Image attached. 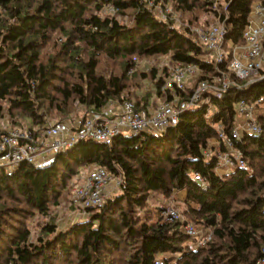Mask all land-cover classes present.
<instances>
[{
  "label": "trees",
  "instance_id": "1",
  "mask_svg": "<svg viewBox=\"0 0 264 264\" xmlns=\"http://www.w3.org/2000/svg\"><path fill=\"white\" fill-rule=\"evenodd\" d=\"M149 1L0 0V120L11 127L41 126L51 116L73 120L115 99L146 107L152 102L141 92L146 79L158 100H170L169 90L161 92L166 71L156 78V68L134 69L133 58L167 54L173 63L196 65L195 80L176 90L180 98L200 81L219 85L223 74L234 80L220 98L211 94L208 104L185 110L164 133L118 134L110 144L84 140L58 153L51 166L0 168V264H255L263 255L264 107L256 106L260 134L234 140L244 166L217 174L215 152L225 147L208 144L218 125L230 134L236 102L264 96V79H235L227 59L214 62L189 30L223 22L224 46L241 44L256 0ZM108 4L112 13L104 11ZM165 5L185 25L170 15L162 19ZM88 163L119 178L117 193L62 229L48 218L51 207L67 202L71 177ZM174 191H184L183 221H165L161 206L152 220L148 196ZM38 213L47 219L36 230L27 227ZM185 222L211 231V240L188 249L193 239L181 231Z\"/></svg>",
  "mask_w": 264,
  "mask_h": 264
},
{
  "label": "built area",
  "instance_id": "2",
  "mask_svg": "<svg viewBox=\"0 0 264 264\" xmlns=\"http://www.w3.org/2000/svg\"><path fill=\"white\" fill-rule=\"evenodd\" d=\"M149 5H153L152 2L149 1ZM106 7L110 13L114 11L109 4ZM249 12L241 44L227 42V47L224 46L226 29L223 22L208 26L196 39L217 64L227 59L226 68L235 79L253 82L264 79V2L260 0L252 2ZM160 16L164 20L168 17L163 13ZM161 61L167 73L161 92L169 90L172 95L170 100L159 101L155 106L146 107L142 103L136 106L132 100H109L99 111L86 112L73 120L68 118L51 122L46 120L44 124L35 128L8 129L0 134V168L10 171L21 162L31 164L35 168L48 167L53 164L58 153L72 148L80 141L92 140L110 144L116 135H127L126 131H130L131 134L164 133L167 126H173L178 122L182 112L208 104L211 94L220 98L222 92L234 84V80L223 74L219 85L203 80L198 82L189 96L180 98L176 95V90H184L185 77L192 75L196 65L173 63L167 54L162 55ZM205 94L207 95L204 96ZM259 105L264 107V96H260L251 104L244 100L236 102L235 115L240 116L242 121H238L235 116V126L230 134H225L222 126L218 125L217 137L212 138V143L208 144L210 147L220 144L225 147V150L215 152L216 170L223 167L225 172H229L235 166H244L242 153L234 147V140H239L244 133L260 134L261 127L252 115L254 107ZM203 153L207 157L210 156L208 149ZM85 168L79 179L71 186V201L76 209L83 211L82 215L76 217L78 219L86 217V208L102 205L111 196L108 188L111 174L95 163H88ZM194 178L203 182L200 174H195ZM119 185L120 180L117 177L111 188L118 190ZM262 212L264 213V205ZM160 213L165 221H183L182 215L174 207L162 208ZM200 230L189 222L183 224L181 231L193 239L187 242L188 249L210 241L211 231L202 234ZM262 252L263 255L255 264H264V249Z\"/></svg>",
  "mask_w": 264,
  "mask_h": 264
},
{
  "label": "rangeland",
  "instance_id": "3",
  "mask_svg": "<svg viewBox=\"0 0 264 264\" xmlns=\"http://www.w3.org/2000/svg\"><path fill=\"white\" fill-rule=\"evenodd\" d=\"M150 2H153V0L150 1ZM104 11L105 12L108 11L107 13H109V10H108L107 7L104 8ZM162 13L165 14V15H170V18H172L176 24L185 25V23L182 22L181 18H179V15L175 14L172 11V9H171V7L169 5H165L164 7L160 8L158 14L160 15ZM217 23L218 22H215V23L213 22V23H210L208 26H210L212 24H217ZM208 26L207 27H202L201 25L198 26V27L192 26V27H190L189 30H191L193 32V36H195L197 38V35L199 33L203 32V31H205L206 28H208ZM162 55L163 54H161V56H158V57H155V58H150V59L145 60V61L133 58V62H134L133 64L135 65L134 69L144 70L146 68L149 69L148 67L156 68L157 69V75L160 76V75H162L163 71H165V70H163L164 65L162 64V61H161ZM196 70L197 69L194 70L192 75H188V76L185 77V79H186L185 80L186 81L185 86H189L195 80L194 76L196 74ZM156 78H157V76H156ZM153 89H154V84L150 80L146 79V81L142 83V87H141L142 94L143 95L147 94L146 96H147V98H149V102L150 101H152V102L156 101L155 103H152V102H151V104L149 103L150 106L151 105L155 106V104H157V102L160 101V100H158V98H156L157 96L155 95L154 92H150L149 91V90L154 91ZM132 101H134V100H132ZM260 113H262L261 108L254 107L253 114H252L253 118L256 119L257 116H259ZM76 114H77V117H75V118H78V117L82 116L81 112H78ZM235 116H236V119L238 121H242V118L240 116H238V115H235ZM6 119H7L6 117H3V119L0 120V132L1 133L6 131V130H8V129L26 128L25 126H23V127H20V126L19 127H11L9 125V122ZM47 120L50 121V122L51 121H57L52 116L51 117H47ZM216 125H217V123H215V126ZM37 126H40V125H35V126H33V128H35ZM125 134L130 135L131 133H130V131H126ZM211 141L212 140H210L209 142L212 143ZM85 169H86L85 166L84 167H78L77 172L71 177L70 193H69V197H68L69 199L67 200V202L66 203H61V204H59L57 206H54V207H51V210H50L51 211V216L49 215L48 218L49 217H55V222H56L57 226L62 228V229L66 228L68 225H70L72 221L78 219L76 217H78L79 214L82 215L83 211H81L80 209H76L75 206L73 205L72 201H71L72 200L71 186H72V184L74 182H76V180L79 179V177L82 175V173L85 171ZM218 169H220L221 173L224 171L223 167H219ZM110 177L111 178H110V183L108 182L109 183L108 184V188H109V192L111 193V196H113L114 194L117 193V190H116L117 188L114 189V188H111V187L116 182L117 177H115V176H110ZM178 193L179 192L174 191L172 193V195H170V196H168L166 198H164L163 195L160 194V193L150 194L148 196L147 203H148V209L150 211L152 220H155L157 218V211H159L157 207H159V206H161L163 208L174 207L181 214V211H182V208H183L182 207L183 203H181L180 200L182 199V197L178 196L177 195ZM66 195H68V193ZM45 219H47V217L45 218L39 213L38 214H33V215H31L28 218L27 227L36 230L37 229L36 228L37 222L45 221ZM189 223L195 225L193 222H189ZM195 227L198 228V229L200 228L201 230L199 232L202 233V234H206L208 232L207 231L206 233H204V230H203L201 225H199V226L195 225ZM210 238H211V235H210ZM202 245H204V244H202Z\"/></svg>",
  "mask_w": 264,
  "mask_h": 264
},
{
  "label": "crops",
  "instance_id": "4",
  "mask_svg": "<svg viewBox=\"0 0 264 264\" xmlns=\"http://www.w3.org/2000/svg\"><path fill=\"white\" fill-rule=\"evenodd\" d=\"M224 169V168H223ZM216 172H217V174H220V175H222V174H225L226 172L225 171H223L222 173L220 172V169H217L216 170ZM178 196H183L184 195V191H182V192H179L178 194H177Z\"/></svg>",
  "mask_w": 264,
  "mask_h": 264
}]
</instances>
